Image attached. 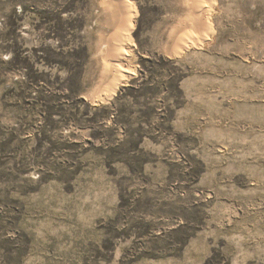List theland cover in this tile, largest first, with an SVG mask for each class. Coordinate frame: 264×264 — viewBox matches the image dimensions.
Here are the masks:
<instances>
[{"label":"rangeland","instance_id":"1","mask_svg":"<svg viewBox=\"0 0 264 264\" xmlns=\"http://www.w3.org/2000/svg\"><path fill=\"white\" fill-rule=\"evenodd\" d=\"M124 3L0 0V264H264V0Z\"/></svg>","mask_w":264,"mask_h":264},{"label":"crops","instance_id":"2","mask_svg":"<svg viewBox=\"0 0 264 264\" xmlns=\"http://www.w3.org/2000/svg\"><path fill=\"white\" fill-rule=\"evenodd\" d=\"M109 4L104 2L103 0H98V8L96 9L97 13L94 16V20L99 29H106L108 25L114 26L115 24L121 26L126 20V16L128 15V13L126 10L124 0H121L117 5H114L112 3L110 5ZM99 45L100 44L96 41L95 46L99 48ZM106 49H108L106 54L110 56L109 59H115V53L113 52V48L111 50L106 44ZM93 55L96 56L97 53ZM94 59L107 60L108 58L106 59L105 57L104 58L94 57Z\"/></svg>","mask_w":264,"mask_h":264},{"label":"bare ground","instance_id":"3","mask_svg":"<svg viewBox=\"0 0 264 264\" xmlns=\"http://www.w3.org/2000/svg\"><path fill=\"white\" fill-rule=\"evenodd\" d=\"M196 1H197V0H196ZM197 5H199V4H197ZM197 5H195V6H197ZM190 8H191V7H190ZM193 9H194V8H193ZM194 11H195V10H194ZM197 11H198V9H197ZM128 12H129V11H128ZM195 12H196V11H195ZM112 13H113V12H112ZM193 14H194V13H193ZM111 16H112V15H111ZM194 16H196V15L194 14ZM197 18H198V17H197ZM199 19H201V18H199ZM199 19H198V20H199ZM193 20H194V19H193ZM201 20H202V19H201ZM192 22H193V21H192ZM203 22H204V21H203ZM194 23H195V22H194ZM196 23H197V22H196ZM199 23H200V22H199ZM199 23H198L196 26L200 27L201 25H200ZM201 23H202V22H201ZM188 25H189V23H188ZM190 25H191V24H190ZM207 25H208V24H207ZM205 26H206V25L204 24V27H205ZM209 27H210V26H209ZM193 28H194V27H193V25H192V29H193ZM195 28H196V27H195ZM201 28H202V26L200 27V30L198 29V31H202ZM207 28H208V27H207ZM204 29H205V28H204ZM119 32H120V31H119ZM123 33H124V32H123ZM108 35H109V34H108ZM108 35H107V36H108ZM185 37H186V36H185ZM121 48H122V47H121ZM119 51H120V50H119ZM127 69H128V68H127ZM122 70H123V69H122ZM128 70L130 71V69H128ZM113 71H114V70H113ZM126 71H127V70H126ZM117 74H118V73H117ZM121 76H122V75H121ZM114 77H115V75H114ZM115 78H116V77H115ZM119 78H120V77H119ZM119 78H118V81H120ZM109 82H110V81H109ZM115 82H116V81H115ZM121 82H122V81H121ZM121 82H120V83H121ZM114 84H115V83H114ZM117 86H118V83H116L114 89H116ZM103 87H104V86H103ZM103 89H104V88H103ZM107 89H108V88H107ZM114 89H113V90H114ZM107 91H108V90H107Z\"/></svg>","mask_w":264,"mask_h":264}]
</instances>
